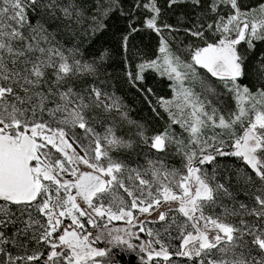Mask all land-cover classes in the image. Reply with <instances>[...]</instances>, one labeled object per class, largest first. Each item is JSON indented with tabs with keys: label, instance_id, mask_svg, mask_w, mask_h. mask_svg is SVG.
I'll use <instances>...</instances> for the list:
<instances>
[{
	"label": "snow or ice",
	"instance_id": "snow-or-ice-1",
	"mask_svg": "<svg viewBox=\"0 0 264 264\" xmlns=\"http://www.w3.org/2000/svg\"><path fill=\"white\" fill-rule=\"evenodd\" d=\"M134 262L264 264V0H0V264Z\"/></svg>",
	"mask_w": 264,
	"mask_h": 264
},
{
	"label": "trees",
	"instance_id": "trees-1",
	"mask_svg": "<svg viewBox=\"0 0 264 264\" xmlns=\"http://www.w3.org/2000/svg\"><path fill=\"white\" fill-rule=\"evenodd\" d=\"M133 115H134V118H135V113H134ZM134 159H135V157H134ZM140 159H143V156H141ZM178 160H179L178 155H177V156H173V157L170 159V163H171V164H175ZM125 259L128 260L129 257H126ZM134 264H135V262H134Z\"/></svg>",
	"mask_w": 264,
	"mask_h": 264
},
{
	"label": "rangeland",
	"instance_id": "rangeland-1",
	"mask_svg": "<svg viewBox=\"0 0 264 264\" xmlns=\"http://www.w3.org/2000/svg\"><path fill=\"white\" fill-rule=\"evenodd\" d=\"M176 130H177V133H179L180 130H179L178 126H177V129H176ZM173 156H177L175 152L172 153V155L166 160V162H167V163H170V159H171ZM140 161L143 162V159H140ZM114 223H118V224H119V223H122V222H114Z\"/></svg>",
	"mask_w": 264,
	"mask_h": 264
}]
</instances>
